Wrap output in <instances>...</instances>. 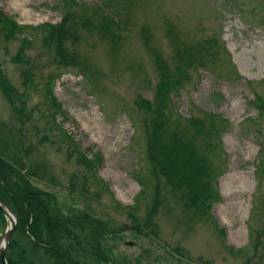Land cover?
<instances>
[{
	"label": "rangeland",
	"instance_id": "rangeland-1",
	"mask_svg": "<svg viewBox=\"0 0 264 264\" xmlns=\"http://www.w3.org/2000/svg\"><path fill=\"white\" fill-rule=\"evenodd\" d=\"M78 1L0 0L1 10L29 28L25 36H0V64L23 97L15 111L0 90V155L25 171L39 166L33 184L55 194L61 207L110 221L116 233L103 247L112 261L88 256L89 264H264V116L254 104L255 95L264 101V0ZM68 13L94 26L113 20L117 37L80 22V39L67 42L80 65L61 68L47 28ZM25 37L29 86L26 66L14 60ZM184 47L209 62L174 94L175 117L186 124L202 111L227 121L218 123L224 152L206 154L221 198L204 216L187 212L174 193L180 190L154 171L146 114L137 104L140 95L155 101L160 75L152 52L174 67ZM50 89L64 113L53 107ZM81 155L95 168L79 165ZM158 187L159 212L140 232Z\"/></svg>",
	"mask_w": 264,
	"mask_h": 264
},
{
	"label": "trees",
	"instance_id": "trees-1",
	"mask_svg": "<svg viewBox=\"0 0 264 264\" xmlns=\"http://www.w3.org/2000/svg\"><path fill=\"white\" fill-rule=\"evenodd\" d=\"M66 3L68 6H76L79 1L66 0ZM109 3L112 2L109 0ZM102 5L103 9L98 7L101 13L105 12V4ZM82 21L91 25L93 22L87 17L77 18L74 13H68L61 24L50 25L47 28H50L52 34L49 43L55 48L56 60L61 68H74L80 65L74 50L67 42L69 40L77 42L80 39L78 27ZM112 23L113 20L107 22L100 20L98 26L94 24L92 26L100 30L103 36L116 38L117 35L112 31ZM24 29L29 28L21 27L12 16L0 9V36L10 39L19 32L25 36ZM184 44H179V48ZM30 45V38L25 37L22 40V48L14 57L15 63L26 66L23 68L26 86L33 82L32 60L26 50ZM179 48L174 67L164 60L160 52H152L160 75L155 101H148L140 95L137 104L146 114V151L154 171L165 178L174 189L182 192V195L180 191L174 193L183 201L187 212L193 216L197 214L204 216L206 215L204 212L210 214L212 205L221 198L218 189L214 187L219 174L206 154L218 150L224 152L221 141L224 130L218 123L227 121L222 120L220 115L202 111L203 116H192L186 124L175 117L174 94L181 90L185 82L190 81L191 71L206 68L209 62L201 52L195 53L193 47ZM0 90L16 111L15 103L23 97L18 96L1 64ZM49 94L53 107L64 113L62 105L52 96L51 89ZM20 102L23 105L24 102L22 100ZM254 104L264 116V101L259 95H255ZM198 138L206 140L203 147L198 144ZM71 141L75 144L73 139ZM80 159L82 161H78L79 165H83L84 162L88 169L95 168L84 155H81ZM24 169L23 163H11L0 155V196L14 208L19 217V224L7 251L8 263L62 264L63 261L64 264H89L88 256L99 263L103 260L111 262L112 259L105 256L103 247L107 236L116 233L110 228V221L94 218L88 211L61 207L55 194L33 184V180L39 178L36 171L38 169L40 171L39 166L35 168L36 170L30 169L31 172ZM158 182H161V179ZM87 185V181L83 183L84 187ZM153 196L148 218L137 223L140 232L159 212L161 205L159 187L155 189ZM6 225V218L0 211L2 230Z\"/></svg>",
	"mask_w": 264,
	"mask_h": 264
},
{
	"label": "water",
	"instance_id": "water-1",
	"mask_svg": "<svg viewBox=\"0 0 264 264\" xmlns=\"http://www.w3.org/2000/svg\"><path fill=\"white\" fill-rule=\"evenodd\" d=\"M0 210L6 217L8 225L3 234H0V264H8L7 251L12 241L13 235L19 224V217L14 208L0 196ZM131 246V243L127 244ZM63 264V262H62Z\"/></svg>",
	"mask_w": 264,
	"mask_h": 264
},
{
	"label": "bare ground",
	"instance_id": "bare-ground-1",
	"mask_svg": "<svg viewBox=\"0 0 264 264\" xmlns=\"http://www.w3.org/2000/svg\"><path fill=\"white\" fill-rule=\"evenodd\" d=\"M239 206H240V204H239ZM236 208H238V206H237V205H234V207H233V211H235Z\"/></svg>",
	"mask_w": 264,
	"mask_h": 264
}]
</instances>
